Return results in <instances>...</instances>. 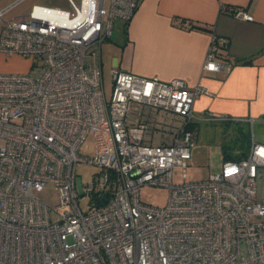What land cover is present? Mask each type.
<instances>
[{
  "label": "built area",
  "instance_id": "1",
  "mask_svg": "<svg viewBox=\"0 0 264 264\" xmlns=\"http://www.w3.org/2000/svg\"><path fill=\"white\" fill-rule=\"evenodd\" d=\"M23 1L0 7V53L33 59L28 72H0V264H264V143L252 137L246 157L189 181L192 124L218 119L194 110L210 88L114 67L106 97L102 44L141 0L34 4L5 19ZM227 46L213 36L204 70L232 69ZM89 134L96 154L84 159ZM79 161L100 167L82 189ZM50 183L55 206L38 194ZM146 185L168 188L166 205L142 201Z\"/></svg>",
  "mask_w": 264,
  "mask_h": 264
},
{
  "label": "crops",
  "instance_id": "2",
  "mask_svg": "<svg viewBox=\"0 0 264 264\" xmlns=\"http://www.w3.org/2000/svg\"><path fill=\"white\" fill-rule=\"evenodd\" d=\"M224 7L242 8L253 19L236 17ZM114 32L115 39L102 44V63L106 45L111 70L119 67L163 81L184 79L190 89L202 83L211 93L196 97L197 114L218 117L208 122H247L264 135V0H141L131 20L117 22ZM214 35L229 41L221 51L233 65L228 72L204 70ZM252 137L264 143L253 130Z\"/></svg>",
  "mask_w": 264,
  "mask_h": 264
},
{
  "label": "rangeland",
  "instance_id": "3",
  "mask_svg": "<svg viewBox=\"0 0 264 264\" xmlns=\"http://www.w3.org/2000/svg\"><path fill=\"white\" fill-rule=\"evenodd\" d=\"M13 0H0V7L4 8L8 3ZM14 2V1H13ZM11 4V3H10ZM34 4H45L51 6H58L62 8H69L67 0H24L17 7L12 9L5 17V19H11L22 14H26L30 11ZM122 24V22H118ZM4 24V21L0 19V30ZM117 29V24L115 31ZM115 32L113 39H115ZM114 43L111 45V49L114 50ZM110 49L107 51L105 45L103 51V63H104V84L106 97L111 98L113 91V75L110 68ZM4 56V57H3ZM0 56V72H28L31 69L33 59L31 57L23 56ZM172 115L168 117L160 116L158 126L160 130L168 129V125L172 123ZM199 129L196 136V142L192 148V158L188 160V166L185 169L187 171V180H200L207 178L212 172L221 171L223 163L225 161L223 156V145L232 146L236 142V134L234 131L226 130L223 126V122H208L200 121ZM168 124V125H166ZM253 133L255 139L264 142V135L259 133L256 126L253 125ZM158 143V141H155ZM96 154L95 141L92 134H89L86 140L80 147V156L84 159H91ZM100 171V167L96 164L79 161L76 165L77 181L79 187L82 189L83 184L88 183L94 179V176ZM181 167H176L174 170V181H183ZM39 196L44 199L51 206H55L58 203L59 195L58 189L53 184H48ZM169 190L162 186H143L140 190V196L142 201L157 205L164 206L168 201ZM84 209H87L86 202L81 203Z\"/></svg>",
  "mask_w": 264,
  "mask_h": 264
},
{
  "label": "trees",
  "instance_id": "4",
  "mask_svg": "<svg viewBox=\"0 0 264 264\" xmlns=\"http://www.w3.org/2000/svg\"><path fill=\"white\" fill-rule=\"evenodd\" d=\"M223 10L228 12L230 11V8L225 7ZM230 12L233 14L234 11L231 10ZM247 62L249 61H245V63ZM192 126L196 127V130L199 129V123H194ZM223 126L226 130L234 131L236 134V142L231 147L223 145L224 159L239 160L246 157L252 142V128L250 124L237 120H226L223 122Z\"/></svg>",
  "mask_w": 264,
  "mask_h": 264
}]
</instances>
